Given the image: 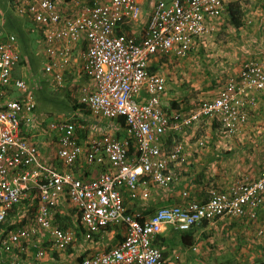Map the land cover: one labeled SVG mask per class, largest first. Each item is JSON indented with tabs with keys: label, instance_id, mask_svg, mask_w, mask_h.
<instances>
[{
	"label": "built area",
	"instance_id": "2783aa9c",
	"mask_svg": "<svg viewBox=\"0 0 264 264\" xmlns=\"http://www.w3.org/2000/svg\"><path fill=\"white\" fill-rule=\"evenodd\" d=\"M250 1L148 0L143 25L140 0H12L22 24H33L41 34L42 53L34 55L41 81L18 74L27 57L17 35L5 34L0 39V264H30L22 257L29 252L31 262L47 264L45 237L48 248L60 251L75 244L74 234L58 224L64 214L84 242L75 264H167L157 240L166 229L185 233L223 218L255 219L264 209V155L256 180L236 182L206 200L167 204L147 215L129 216L124 207L125 194L143 202L148 193L140 187L175 183L171 166L185 155L179 145L166 150L167 134L198 116L183 118L164 104L166 77L150 71L151 62L188 55L230 6L242 8ZM75 56L84 80L78 103L107 126L81 138V125L41 119L35 95L42 86L63 88ZM248 84L257 95L241 93ZM261 94L264 74L245 64L215 100L203 103L200 114L234 132L233 123L247 118L243 110L256 108ZM27 113L34 114L30 130L56 138L53 159L43 160L36 142L23 135ZM121 118L124 126L113 127ZM108 227L121 228L122 240L93 253L91 244Z\"/></svg>",
	"mask_w": 264,
	"mask_h": 264
},
{
	"label": "rangeland",
	"instance_id": "374dc122",
	"mask_svg": "<svg viewBox=\"0 0 264 264\" xmlns=\"http://www.w3.org/2000/svg\"><path fill=\"white\" fill-rule=\"evenodd\" d=\"M145 2L146 0H142L140 4ZM7 3L11 5L12 0H0V27H2L1 21L5 18ZM240 13H243V16L237 18V26L232 24L227 13H224L221 18L210 24L211 29L208 35L199 40L188 55L181 59H166L160 65L157 61L151 62L149 69L150 71L151 69L157 70L158 73L166 77L164 104L167 107L180 110L183 118L189 115H198L189 126L182 127L175 134H167L165 143L167 151L173 146L179 145L182 147V155H188V158L193 155L201 157L244 155L245 164L250 160L251 169L255 168L257 171V167L259 169L263 165L264 155V97L258 96L256 108L246 107V110H243L246 111L247 118L241 123H233L237 127L234 132H229L216 120L204 118L200 114L203 103L215 100L227 79L238 76L245 64L260 69L264 74V0H251L248 5L242 6ZM141 15L143 16V14ZM5 34V31H2L0 39ZM155 64H157L156 68ZM250 84L241 92L247 97L256 93ZM68 87L66 90L69 92L71 87ZM70 100L71 98L68 100L69 103ZM65 117L68 121L80 125L85 123L76 115ZM91 130L93 131L92 126ZM83 132L82 129L80 134L82 135ZM118 137L125 139L126 135L118 133ZM190 161L186 162L183 158L182 162L178 163V170L173 167L170 169L175 179V183L171 186L177 184L182 187L180 194L182 199L186 198L184 201L206 197L203 196L204 189L192 190L191 183L194 179L197 177V181H194L196 183L200 181V176H196L194 173V167L192 170L195 177H192L191 183L187 182L189 178H186L188 173L185 172V169L190 167ZM228 163L234 164V166L236 164L234 159H229ZM185 164L186 166L182 167ZM180 167L182 168L180 169ZM232 173L231 171L230 175L226 177L228 180L234 178L235 174ZM213 176L215 177V174ZM236 179L237 177L231 181L233 182L231 185L223 187L224 190L247 178L242 177L238 181ZM179 181L182 183L181 185ZM184 183L187 184L186 188H184ZM60 217L58 224L64 229L70 230L77 241L72 246L60 251L48 248V238L45 237L44 263L56 264L54 258L59 257L61 259L57 264H70L64 261L69 258L74 264L78 259L77 251L83 248L84 242L83 239L80 240L77 237L79 236L77 228L71 227L69 222H62ZM251 221L241 223L235 219L223 218L208 223L201 228L202 239L195 241L194 245L188 249L187 254L196 255L194 259H200V264H264V209ZM221 225L224 230H221ZM189 263L194 264L193 261Z\"/></svg>",
	"mask_w": 264,
	"mask_h": 264
},
{
	"label": "crops",
	"instance_id": "0c3cea01",
	"mask_svg": "<svg viewBox=\"0 0 264 264\" xmlns=\"http://www.w3.org/2000/svg\"><path fill=\"white\" fill-rule=\"evenodd\" d=\"M141 1L142 0H140V3ZM140 6L143 14L142 16L143 19H141V21L142 24L144 25L146 23L145 17L149 15V11H150L148 0H146L145 3L140 4ZM20 27H22V30L24 31V36L27 40V48L25 50L26 51L25 56L29 57V55L34 56L37 54H41L42 47L40 43L42 42V39H41V34L38 31V28L28 22L22 24ZM38 46H40V49L38 48ZM79 60H80V56H78V59L76 57L75 60L73 57L71 62V67L65 73L66 81L63 88L58 89L55 88L53 85L50 86L48 85L47 87L42 86L35 94L37 97L36 102L38 105L37 113L44 121H47L48 119L68 120L65 116H69V115L71 117L75 115L82 117L80 114L81 112L79 111L80 105L78 103V97H79V86L83 84L84 80L80 78V76L82 75V69L79 68L78 65ZM37 61L38 63H40L39 59ZM38 63L36 61H34L33 63L28 61L27 63L21 66L18 74L26 75L27 78L31 79V81L34 75L35 76L34 80L38 79L39 81H41L34 73L35 71H38ZM156 66L157 64H155V68ZM67 87L68 88L71 87V90L69 92L66 90ZM56 95L57 97H54ZM69 98H71L70 103L68 102ZM73 100H75L74 103ZM33 115H34L33 113H27L26 117L23 119L22 121V127L24 131L23 135L32 142H36V144L39 147L41 158L43 160L47 161L49 159H53L55 157V152L57 149L56 138L53 135L48 136L37 129L30 130L32 128L30 126L32 121L30 119L31 117H33ZM84 119L87 124L93 127L94 131L101 132L103 129H106L107 127L104 121L97 119L94 120L92 117L84 118ZM187 156L188 155H185L186 162H189L191 159L190 167L188 166L185 169V172L188 173L186 174V178L188 179L189 176L187 182L191 183L190 180H192V177H195L194 173H196V176H200V181L198 183L194 182L197 181V177L194 179L193 183H191L193 185L192 186L193 191L203 190L211 182H213V184H215L219 188L227 187L228 185H231L233 183L231 181L236 177H237L236 180L242 177H246L248 180L249 179L253 180L257 177L258 172L261 168L259 167L258 169L257 167V171H255V168L251 169L250 167L251 162L249 160V162L245 164L244 155H215V156L207 155L206 157H201L200 155H193L191 158H188ZM229 159H234V163H236L235 166L234 164L228 163ZM186 164L183 165L182 167L186 166ZM171 167L178 170L179 164H175ZM182 167H180V169ZM192 167H194L195 170L194 173ZM231 171L233 172L232 174H235V176L234 178H230L228 180V178L226 177L230 175ZM213 174H215V177L213 176ZM184 184H185L184 188H186L187 184L186 183ZM139 190L140 192L144 191L148 193L147 200L146 201L143 200V202L146 203L147 205L146 208L148 207L150 211L155 210L160 206L167 205L166 203L176 204V203L184 202V200H186V198L182 199L180 194L182 187L177 186V184H174L173 186H171V188H159L154 184H149L147 185L146 188L140 187ZM203 199L204 198L202 199L199 198V200H203ZM125 200L126 202H128L127 206L130 211L136 210V207L134 208L131 204L132 202H136V200L132 201L127 197H125ZM196 201H198V199H196ZM194 229L197 230L195 232L197 234L193 235V244L195 243V241L201 240L203 234V231H201V227L196 226ZM221 230H224L222 225H221ZM122 233L123 230L121 228H119L118 232L113 230H105V232L101 233V236L99 238L101 241L98 240L94 244L93 243L91 244V248H92L91 251L94 253V252H101L110 249L114 245V240L119 241L120 239H122ZM184 243H185L184 240L181 238V233L174 231L173 229L168 228L165 231H163L161 234H159L158 245L162 250V253L164 254V259L167 264H190L189 262L191 261H193L194 264H200V259L198 258L194 259L196 255L187 254V251L191 246L188 244L184 245ZM30 254L31 253L29 252L28 255L26 254L23 255L22 257L28 263L34 264L33 262H31L32 257ZM60 259L61 258L59 257L54 258L55 263L57 264L58 262H60L59 261ZM64 261L72 264L71 258L65 259Z\"/></svg>",
	"mask_w": 264,
	"mask_h": 264
},
{
	"label": "trees",
	"instance_id": "16d2710c",
	"mask_svg": "<svg viewBox=\"0 0 264 264\" xmlns=\"http://www.w3.org/2000/svg\"><path fill=\"white\" fill-rule=\"evenodd\" d=\"M13 7L11 6V8L7 5L6 7H5V18H4V22H3V25H2V28H3V30L5 31V33L6 34H15V35H17V37H18V39H19V41H20V46H19V48H20V52H24L25 54H26V48H27V40H26V38H25V36H24V31L22 30V27H20L21 25H22V22H21V20H20V18H18L17 16H16V13L13 11V9H12ZM240 11H241V7L240 6H230L228 9H227V15L229 16V20H230V22L232 23V24H234L235 26H237L238 25V20H237V18H241V15L243 16V13H240ZM20 25V26H19ZM29 62H31V63H33L34 61H36L35 60V58H34V56L33 55H29V57H27L26 58ZM27 60H23L22 61V64L23 63H27ZM152 71H155L154 69H151ZM260 96H263L264 97V94H261ZM79 111L81 112L80 114H81V116L82 117H79V116H77V117H79L81 120H83L85 123L84 124H81V126H83L84 127V132L82 133V135L80 136V138L82 137V136H85L87 133H88V131L90 130V125L89 124H87L86 123V121H85V119L84 118H90L91 116H90V112L88 111V110H85L84 109V106L82 105V106H79ZM114 123L115 124H113L112 126L113 127H116V126H119V127H123L124 126V121H123V119L121 118V119H117V120H115L114 121ZM76 125H80V124H78V123H76ZM111 126V125H110ZM260 171V170H259ZM186 174V173H185ZM258 174H259V172H258ZM257 177H258V175H257ZM257 177L255 178V179H253V180H248V179H244V180H241V181H238V182H251V181H254V180H256L257 179ZM189 178V177H188ZM182 183H180V185H181ZM215 191H217V192H219V191H225L224 190V188H219L218 186H216L215 184H213V182H211L210 184H208L207 185V187L204 189V191H203V196H206L205 198H207L208 196H210V193L211 192H215ZM139 195H141V193L139 194ZM123 196H124V193H123ZM125 197H127L128 199H130L129 197H128V195L127 194H125ZM203 199V200H206V199ZM131 200V199H130ZM134 200V199H133ZM199 201V200H198ZM143 203V204H142ZM127 204H128V202H126V200L124 199V207H125V212H126V214L127 215H129V216H132V215H134L136 212H138V211H141V213L142 214H144V215H147V214H149L150 212H152L153 210H151L150 211V209L147 207L146 208V203H144V202H142L141 200H140V198L138 197V198H136V202H132L131 204H132V206L135 208L136 207V210H134V211H130L129 209H128V206H127ZM142 204V205H141ZM139 205V206H138ZM142 207H141V206ZM140 208H142V209H140ZM60 218H62L61 220H62V222L63 221H66V222H68L69 221V217L66 215V216H62V217H60ZM57 219L59 220V217H57ZM235 220H238V221H240L241 223H245L246 221H250V222H252L251 220H249V219H242V218H235ZM254 220V219H253ZM64 224V223H63ZM207 224L206 223H202V224H199V225H197V227H201V228H203V227H205ZM106 230H114L113 228H111V227H108ZM116 230H118V229H116ZM197 230L196 229H194V228H192L191 230H189L188 232H185V233H181V238L184 240V245L186 244H188V245H190L191 247L194 245L193 244V235L194 234H197V233H195ZM180 233V232H179ZM77 235H79V234H77ZM118 236V235H117ZM159 236V235H158ZM158 236H157V240H158ZM78 238H81L80 237V235L79 236H77ZM121 240V239H120ZM154 242H156V241H154ZM190 242V243H189ZM159 246V245H158ZM162 255V257L164 258V254L162 253L161 254ZM78 260H80L79 258H78Z\"/></svg>",
	"mask_w": 264,
	"mask_h": 264
},
{
	"label": "clouds",
	"instance_id": "9594fccd",
	"mask_svg": "<svg viewBox=\"0 0 264 264\" xmlns=\"http://www.w3.org/2000/svg\"><path fill=\"white\" fill-rule=\"evenodd\" d=\"M7 5L9 6V3H7ZM122 240V239H121ZM121 240H119V241H121ZM116 241L117 240H114V244L116 243ZM159 247V246H158ZM160 248V247H159ZM161 250V249H160ZM161 252H162V250H161Z\"/></svg>",
	"mask_w": 264,
	"mask_h": 264
}]
</instances>
